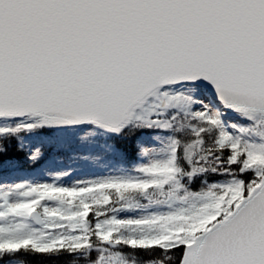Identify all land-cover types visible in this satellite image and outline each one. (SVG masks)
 I'll list each match as a JSON object with an SVG mask.
<instances>
[{
	"label": "snow or ice",
	"instance_id": "obj_1",
	"mask_svg": "<svg viewBox=\"0 0 264 264\" xmlns=\"http://www.w3.org/2000/svg\"><path fill=\"white\" fill-rule=\"evenodd\" d=\"M0 264H264V0H0Z\"/></svg>",
	"mask_w": 264,
	"mask_h": 264
},
{
	"label": "rangeland",
	"instance_id": "obj_2",
	"mask_svg": "<svg viewBox=\"0 0 264 264\" xmlns=\"http://www.w3.org/2000/svg\"><path fill=\"white\" fill-rule=\"evenodd\" d=\"M95 172H98V169L90 168V167H82L76 170L75 175L78 177H88V176H91Z\"/></svg>",
	"mask_w": 264,
	"mask_h": 264
},
{
	"label": "trees",
	"instance_id": "obj_3",
	"mask_svg": "<svg viewBox=\"0 0 264 264\" xmlns=\"http://www.w3.org/2000/svg\"><path fill=\"white\" fill-rule=\"evenodd\" d=\"M29 259H33V258H29ZM34 259H35V261H41L42 260V258H40V257H36Z\"/></svg>",
	"mask_w": 264,
	"mask_h": 264
}]
</instances>
